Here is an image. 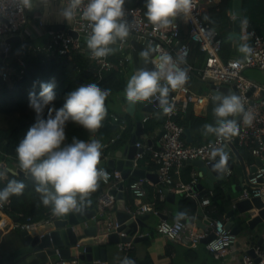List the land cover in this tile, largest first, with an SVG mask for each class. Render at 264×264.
Masks as SVG:
<instances>
[{
	"label": "built area",
	"instance_id": "obj_1",
	"mask_svg": "<svg viewBox=\"0 0 264 264\" xmlns=\"http://www.w3.org/2000/svg\"><path fill=\"white\" fill-rule=\"evenodd\" d=\"M64 4L68 5L69 0H63ZM222 0H193V7L190 14L178 16L172 20L167 28H156L153 26L145 16V10L141 6H126L124 5L126 19L131 24L129 36L123 40L118 41L110 47L115 49V54L119 57L114 61L111 55L106 58H95L89 51V56L95 61L100 71H108L112 68H122L126 70L130 64V52L132 45L131 39L140 42L144 48L150 47L155 51V57L152 64L155 67V60L158 55L167 52L170 54L176 63L181 68H186L188 77L191 76L192 71L202 79L207 81H214L219 84H234L239 91V97L244 101V109L246 112L253 114V121L251 125L245 124L243 115L239 125L237 134L230 139H222L217 136L204 141L200 145H193L186 142L183 137L184 127L180 125L176 118L180 114L186 112L188 105L192 109L207 104L210 100H214V95L210 92L207 94H200L192 91L187 83L181 89H170L172 95L169 99V104L172 106L170 113H165L162 123L163 134L159 137V147L154 148L151 144L145 141H137L136 147L141 151L136 153L135 162L143 159L145 155H150V160L155 166V172L158 176L157 195L151 203L164 200L163 188L172 187L179 191L181 196L189 197L199 203L200 207H209L212 211L211 197L212 190L207 195H201L194 190L196 180H190L184 183L180 180V170L187 160L200 158L206 164L211 163L219 157V154L213 156L212 153L216 149H225L227 147L226 141L237 140V147L246 149L250 155L255 158L259 157L261 160L260 166L251 173L249 182L257 184L260 179L264 181V82L257 83L246 78L242 71L246 68H255L264 72V36L257 33L253 29H249L248 24L244 23L243 28L248 30V44L247 52L242 57H230L223 60L222 52V38L220 33L214 27H211L202 18V10L206 5H219ZM87 3V0H84ZM83 6L81 7V11ZM29 9L23 8L19 0H0V44L6 38L17 36L25 27L28 21ZM178 22H183L187 26L186 32L183 34ZM41 24V22H40ZM70 31L75 32L77 37H74ZM91 34L89 22L80 18L78 14L76 19L71 21L68 29L54 30L48 29L46 31L47 40L41 45H32L31 48L36 53H46L48 56H56L70 53L73 50H78L81 47V39L87 41ZM192 47L204 54L203 66L194 68L188 63V57ZM7 49L4 51L5 56L1 59V64L4 65L0 70L1 77L4 81L8 80L9 72L5 65L7 56ZM145 52V49L142 53ZM183 61V62H182ZM249 92L250 95H249ZM259 92L258 97L253 94ZM155 102L152 101L151 103ZM155 110L158 107L153 103ZM157 116L156 113H151L145 116L142 121L145 123L150 117ZM113 122L118 125L119 131L109 138L108 145H112L121 135V131L127 126V121L121 116L114 113L110 115ZM108 154V152L106 153ZM105 154V155H106ZM106 173V179H100L103 185L108 186L106 191L97 196L96 205L100 214L106 215L107 227L114 225L112 217L109 215L115 204V195L108 192L109 188H116L121 180V174L116 170H109L105 167H100ZM231 175V170L224 173V177L228 178ZM175 178L177 181H175ZM144 179H139L131 182L128 185L129 192L133 195L135 202L140 201L146 195L144 187ZM260 197L264 202V187H243L239 195L240 199H251ZM1 206V205H0ZM140 208L136 209V213L145 211V207L141 204ZM250 216L254 213L249 211ZM52 213L50 216H53ZM195 215L184 216V221L180 219H161L155 228L157 234L184 244L188 247H194L201 242V238L212 233L213 238L203 243L206 250L218 258L231 256L239 258L241 264H264V248L257 246L254 249L255 257L246 253L248 247L243 250L238 245L237 235L225 229V221L221 218H213L207 213H204V218H211L208 225L198 231L196 224L192 221ZM37 225V222L26 217L25 221L19 223V230H31ZM142 236V235H140ZM133 246L132 242L118 243V249L126 255V253ZM257 259V261L255 260ZM78 258L59 259L52 261L51 264H79ZM50 264V262L48 263Z\"/></svg>",
	"mask_w": 264,
	"mask_h": 264
},
{
	"label": "clouds",
	"instance_id": "obj_2",
	"mask_svg": "<svg viewBox=\"0 0 264 264\" xmlns=\"http://www.w3.org/2000/svg\"><path fill=\"white\" fill-rule=\"evenodd\" d=\"M19 3L27 9L34 6L33 0H19ZM124 4L125 0H87L86 4L84 0H69L67 7L61 9V15L67 22L75 20L78 14L88 21L91 34L87 38V47L93 57L106 58L115 52L110 45L125 40L130 34L131 24L126 19ZM192 7L193 0H146L145 16L156 28H167L174 18L190 14ZM152 51L147 50L142 55L149 57ZM155 65L151 70L146 67L136 70L124 89L125 99L133 104L155 100L165 113H170L169 91L183 88L189 79L188 71L179 67L167 52L156 57ZM54 87L52 82L41 83L38 95L29 93V107L36 113L37 120L19 141L15 152L19 167L34 180L42 204L51 206L52 213L59 216L79 211L82 201L96 189L98 181L107 178L97 167L103 148L99 140L86 142L73 137L71 143L64 142L69 122L89 132L102 127L107 116L105 100L111 90L102 89L95 83L83 84L66 95L63 107H48V117L42 119L44 109L56 99ZM213 99L217 102L214 109L216 122L215 126H203L206 133L230 139L239 128L236 120L229 117L241 114L245 124H252L253 114L245 111L241 97L218 94ZM217 154L223 163L227 158L223 149L212 153L213 156ZM6 171L0 172V176ZM24 189L22 180H9L0 189V205L9 202L13 195H21ZM123 264H134V261L125 259Z\"/></svg>",
	"mask_w": 264,
	"mask_h": 264
},
{
	"label": "water",
	"instance_id": "obj_3",
	"mask_svg": "<svg viewBox=\"0 0 264 264\" xmlns=\"http://www.w3.org/2000/svg\"><path fill=\"white\" fill-rule=\"evenodd\" d=\"M229 14L232 15V31L227 34L231 39L239 40V47L236 51L237 56L242 57L246 54L247 47L242 44V29H243V16H242V0H230L229 2ZM175 21V19H173ZM70 33L77 37L75 32ZM16 41H21L20 35L6 38L2 44H0V56L4 57V51L7 47ZM119 41V40H118ZM117 41V42H118ZM132 49L130 52V61L132 67V75L139 68L153 69L152 60L155 57V51H152L151 56L145 57L142 55V51L145 49L153 50L150 47L144 48V46L135 39L130 40ZM208 90L214 96L218 94L228 95L233 94L239 96V91L234 84H219L214 81H209ZM251 92H249L250 95ZM172 92L169 91L168 100L170 99ZM153 103L158 107L157 110L153 107ZM136 102L135 104L128 102L127 112L139 110V118L135 122L134 134L131 136L128 144L125 145L123 150L115 152V154L106 159H100L98 168L105 167L109 170L119 171L121 174V180L117 187L109 188L108 192L115 195L116 205L113 206L109 213H115L114 225L107 227L106 215L100 214L96 205L97 197L88 194L82 201V205L79 211H71L62 215L48 216L46 219L39 222L31 230H21L19 233L21 247L14 251V255L10 257H0V264H48L51 258L57 256L59 259L78 258L85 264H106L108 256V248L123 242L137 243L146 236L138 235L139 230L145 228V219L148 217V213H136L132 206H128L123 200V190L125 188V180L130 176L138 179H148L150 182L157 184L158 176L156 172H148L147 167L135 166V155L140 152L141 149L136 147L135 143L137 138L143 136L146 139L147 144L152 145V140L148 134L144 132V123L142 119L151 113L157 114V120L159 124V137L163 134L162 123L164 120L165 112L159 107V102ZM217 102L215 101V107ZM242 114L235 117H229V119H235L239 128ZM183 137L187 143H192L193 138L190 128H185ZM93 138H91L92 140ZM226 145L230 148V152L239 158L241 166L240 182H243V186L240 184L235 188L239 193L242 192L243 187H264V181L259 180L257 184H251L249 178L251 173L256 170L261 164L259 157L254 158V163L247 168L244 159L239 154L237 147V140L226 141ZM227 158L221 163V156L206 164L200 158L187 160L185 163L192 166L196 171L199 178H204L206 183L210 186V189L215 188L214 183L219 181H226L223 175L229 169L232 170L234 165L231 160V155L225 153ZM101 158V157H100ZM14 175L20 177H27L32 179L23 169L19 167L9 169ZM227 182V181H226ZM200 186V183L198 184ZM226 186V185H225ZM194 190L196 187L194 186ZM163 194L166 196L167 201H171L170 197L174 194L168 187L163 188ZM228 194V192H227ZM257 210V212L250 216L249 211L251 209ZM197 218L192 221L195 222L199 232L205 228L211 221V218L205 219L202 208L198 207ZM52 214V213H51ZM225 229L229 230L235 235H240L243 229H246L245 239L248 242V249L246 251L252 257L254 255V249L259 246L264 248V202L260 197H254L251 199H240L239 196L232 199L231 208H229L224 214ZM164 219H175L173 216H163ZM177 219L184 221L183 216H178ZM213 234L210 233L207 236L201 238L202 243H206L213 238ZM257 261V259H255Z\"/></svg>",
	"mask_w": 264,
	"mask_h": 264
},
{
	"label": "trees",
	"instance_id": "obj_4",
	"mask_svg": "<svg viewBox=\"0 0 264 264\" xmlns=\"http://www.w3.org/2000/svg\"><path fill=\"white\" fill-rule=\"evenodd\" d=\"M230 0H222L216 8L215 15H209L208 20H205L211 27L217 29L222 38V58L227 60L230 58L231 52L223 56L225 50L224 43L228 40L227 36V12L229 9ZM126 6H141L146 12V0H125ZM243 16L249 29L255 30L257 33L264 36V0H242ZM30 41H16L8 46L7 56L5 59L6 67L10 68L8 80L4 81L0 74V162H4L0 167V172H4L8 164L13 161L19 163L16 158L15 149L20 140H22L28 129L36 123V113L29 107V93L34 92L37 95L40 92V84L52 82L55 84L54 91L56 99L44 109L41 114L42 119L48 117V107L59 109L63 107L66 95L75 90L77 87L95 83L102 89H110L111 94L105 100L107 108V116L102 122V127L95 132H89L82 127L69 122L65 129L66 140L65 144L72 142V138L84 141H91V138L99 140L103 145L102 154L112 151L114 148H119L126 143L132 136L134 128L133 119L128 116H121L127 121V126L121 131L120 137L112 144L104 147L108 143L109 138L114 136L118 131V125L112 121L110 115L113 110L110 108V102L113 97L122 93L127 85V76L122 68H112L108 71H100L99 67L89 56L87 41L85 47L81 45L80 49L73 50L70 53L48 56L46 53H36L31 48ZM119 57L117 54H111V59L116 60ZM116 62V61H115ZM127 69H130L128 64ZM2 69L0 65V70ZM126 69V70H127ZM209 113L205 116H197L194 114L191 105H188L186 112L179 115L176 121L185 128H190L193 133V141L191 144L200 145L209 139H203L206 133L205 124L215 126L216 116L214 113L213 104L209 107ZM55 114L54 112L52 113ZM146 130L153 132L158 126L156 116L150 117L146 121ZM215 135V134H213ZM242 154H247L246 149L239 148ZM246 150V151H245ZM248 152V151H247ZM249 153V152H248ZM250 155V154H249ZM248 155V156H249ZM150 159V155L138 162L143 163ZM22 180L25 184L23 193L19 196L13 195L9 202L0 206V212L10 216L15 222L22 223L26 217H30L32 221L38 222L46 219L51 215V206H44L41 202V196L35 191V182L27 177L14 175L9 171L0 176V189H3L9 180ZM128 181V185L136 181ZM226 181H219L212 190L211 205L222 207L226 202L224 186ZM101 181H98V186H102ZM97 194V193H95ZM208 192L201 195H207ZM161 202H156V207L160 209ZM178 212L182 216L194 215L197 209V202L189 197L181 196L177 203ZM134 261V264H151L149 258L139 262L135 259L133 252L129 251L127 258ZM124 262V261H123ZM123 262L121 264H123Z\"/></svg>",
	"mask_w": 264,
	"mask_h": 264
},
{
	"label": "crops",
	"instance_id": "obj_5",
	"mask_svg": "<svg viewBox=\"0 0 264 264\" xmlns=\"http://www.w3.org/2000/svg\"><path fill=\"white\" fill-rule=\"evenodd\" d=\"M33 8L29 9L28 11V21L23 30L21 31L20 37L21 41H30L31 45H41L44 44L47 40L46 31L48 29H54V30H62V29H68L71 22H67L63 16L61 15V9L66 7L63 0H33ZM218 5H206L204 6L202 10V18L205 20H208L209 15H215L216 14V8ZM242 16H243V5H242ZM41 22V24H40ZM179 27L181 29V32L184 34L187 30V26L183 22H178ZM227 34L232 31V15L229 14V9L227 12ZM243 23L245 22L244 16H243ZM81 44L85 47L86 40L81 39ZM249 41L248 38V30L242 29V38L241 42L244 45H247ZM225 50L223 51V56L227 55L230 49L231 55L230 57H239L236 54V51L239 47V40L228 38V40L224 43ZM229 52V54H230ZM222 57V54H221ZM2 57L0 56V65L1 67H4V65L1 64ZM188 63L193 66L194 68H199L203 66L204 63V54L198 51L195 47H192L190 50V54L188 57ZM130 69L125 70L127 79L132 76V67L130 62ZM7 68V67H6ZM8 71H11L10 68H7ZM242 74L250 79L251 81L257 82V83H263L264 82V72L255 68H246L242 71ZM127 80V81H128ZM187 85L189 88L200 94H207L209 92L208 85L209 81L204 80L200 78L195 71H192L191 76L189 77L187 81ZM254 93V92H253ZM259 92H255L253 94L254 97H258ZM128 101L125 99L124 91L122 93H119L113 97V99L110 102V108L113 110V113L118 116H130L134 121V127L135 122L139 118V110L131 111V113L127 112V104ZM213 104L215 109V100H210L207 102V104L197 108L196 110L193 109V112L197 116L205 117L209 113V107ZM146 122L144 123L143 129L144 132H146L152 140V146L154 148L159 147V124L158 126L153 130V132H149L146 130L145 126ZM191 131V130H190ZM134 134V128L132 130V135ZM192 138L193 133L191 132ZM216 135H213L211 133L204 135L203 139H212ZM131 138V137H130ZM130 140V139H129ZM128 140V141H129ZM128 141L124 144H122L119 148H114L112 151L108 152V154L103 155L101 153L100 159H106L108 157H111L115 154L117 151L123 150L125 145L128 144ZM137 141H145L146 139L143 136H140L137 138ZM207 141V140H206ZM239 149V148H238ZM246 151V150H245ZM224 153H228L231 155V160L233 162V169L231 170V175L226 179V186H224V193L226 195V202L222 205V207L213 206L212 211L209 210V207L203 206L201 207L204 213L209 214L213 218H221L224 220V214L225 212L231 208L232 205V199L237 198L239 196V193L235 190L237 186L240 184L243 186V182L241 183L239 180V177L241 176V166L239 162V158L237 156H234L230 152V148L228 146L223 150ZM247 154H242V152L239 150L240 156L244 159V162L249 168L254 163V158ZM249 155V156H248ZM4 162H0V167L3 166ZM19 163H15L11 161L8 164V167H5L7 171L9 169H15L16 166ZM136 167H147L148 172H155V166L153 162L148 159L147 161L140 163L138 161L135 162ZM180 180L184 183H188L190 180L195 179L196 180V191H198L200 194L207 193L211 191L210 186L206 183L204 178H199L197 176L198 173L193 169L192 166L188 165L187 163H184L181 170H180ZM136 177L130 176L128 179L125 180V188L123 190V200L124 203L128 206H132L133 209L140 208V204L145 207V211H142V213L147 212L148 217L145 219L144 224L146 225L145 228H142L139 230L138 235L146 236V238L142 239L141 241L137 243H133V246L129 251L133 252V255L135 259L139 262H142L146 260L147 258L150 259L151 264H241L239 258L226 256L223 258H218L212 255L209 251L206 250L203 243H200L194 247H188L184 244H181L179 242L172 241L166 237H164L161 234H157L155 231L157 223L163 219V216L177 218L178 216H182L178 212V206L177 203L179 201V198L181 197V194L179 191H176L174 186L168 188L171 192H173L174 196L170 197L171 201L166 200V196L164 195V200L161 202L160 209L156 207V203H151L154 197L157 195L156 189L157 184H154L150 182L148 179H144V187L146 189V195L140 199V201L135 202L133 195L128 190V181L133 180ZM139 180L138 178H136ZM175 181L177 179L175 178ZM200 183V186L198 185ZM217 185V182L214 183V186ZM108 186L102 185L97 186L96 189L89 194L92 196H98L101 193L105 192ZM228 192V194H227ZM97 193V194H95ZM116 205V201L114 206ZM198 207L199 203L197 202V209L195 218H197L198 215ZM251 212L254 214L257 212L254 208L251 209ZM109 215L114 220L115 213H109ZM184 217V216H183ZM42 221V220H41ZM41 221H38L37 224ZM18 223L12 220V218L8 215H6L3 212H0V257L6 256L10 257L13 256L21 247L20 237L19 233L21 230L18 229ZM246 229H243L241 231V234L238 237V245L240 248L246 249L248 247V242L245 239ZM128 251V252H129ZM128 252L126 255H124L123 252H121L117 245H114L110 248H108V256H107V263L106 264H121L128 255ZM59 258L57 256L51 258L50 264L53 261H57ZM85 262H83L84 264Z\"/></svg>",
	"mask_w": 264,
	"mask_h": 264
},
{
	"label": "bare ground",
	"instance_id": "obj_6",
	"mask_svg": "<svg viewBox=\"0 0 264 264\" xmlns=\"http://www.w3.org/2000/svg\"><path fill=\"white\" fill-rule=\"evenodd\" d=\"M208 251V250H207ZM79 264H83V262L82 261H79ZM85 264V263H84Z\"/></svg>",
	"mask_w": 264,
	"mask_h": 264
},
{
	"label": "rangeland",
	"instance_id": "obj_7",
	"mask_svg": "<svg viewBox=\"0 0 264 264\" xmlns=\"http://www.w3.org/2000/svg\"><path fill=\"white\" fill-rule=\"evenodd\" d=\"M8 72H9V74H10L11 71H8Z\"/></svg>",
	"mask_w": 264,
	"mask_h": 264
}]
</instances>
